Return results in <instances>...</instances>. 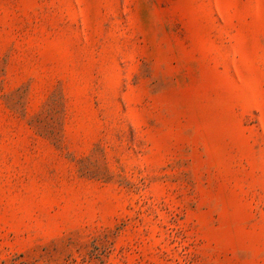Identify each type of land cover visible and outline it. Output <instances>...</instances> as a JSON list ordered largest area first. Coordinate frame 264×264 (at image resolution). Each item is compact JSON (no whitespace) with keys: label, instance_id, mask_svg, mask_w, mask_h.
<instances>
[{"label":"rangeland","instance_id":"rangeland-1","mask_svg":"<svg viewBox=\"0 0 264 264\" xmlns=\"http://www.w3.org/2000/svg\"><path fill=\"white\" fill-rule=\"evenodd\" d=\"M0 264H264V0H0Z\"/></svg>","mask_w":264,"mask_h":264}]
</instances>
